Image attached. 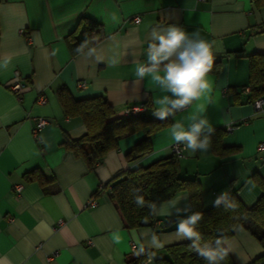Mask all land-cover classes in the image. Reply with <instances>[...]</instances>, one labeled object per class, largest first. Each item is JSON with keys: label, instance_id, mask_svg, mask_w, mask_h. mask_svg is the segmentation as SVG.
<instances>
[{"label": "crops", "instance_id": "0c3cea01", "mask_svg": "<svg viewBox=\"0 0 264 264\" xmlns=\"http://www.w3.org/2000/svg\"><path fill=\"white\" fill-rule=\"evenodd\" d=\"M81 15L100 22L102 37L72 52L67 35ZM168 24L199 32L213 44L212 92L151 132L147 153L125 156L144 135L142 126L122 135L89 168L62 143L65 135L82 136L86 126L79 114L64 111L58 89L65 87L74 98L102 94L116 114L143 103L142 113L152 116L154 100L164 93L147 78L136 81L133 73L146 60L150 27ZM89 48H95L91 56ZM255 52H264V0H0V61L11 58L8 69L0 70V264H126L130 241L137 247L133 234L146 230L164 241L143 262L154 264L153 255L185 241L175 238L176 215L156 216L153 226L126 227L109 189L119 172L171 153V124L198 103L206 105L217 147L212 142L207 153L194 156L183 149L179 174L197 178L204 206L232 190L246 205L253 203L264 181V149H257L264 143V107L254 106L248 81L249 55ZM15 79L22 83L19 92L10 87ZM38 94L45 102H37ZM39 116L48 121L34 134ZM180 193L187 191L174 196ZM185 204L191 208L188 196ZM225 240L235 264L263 251L241 226Z\"/></svg>", "mask_w": 264, "mask_h": 264}, {"label": "trees", "instance_id": "16d2710c", "mask_svg": "<svg viewBox=\"0 0 264 264\" xmlns=\"http://www.w3.org/2000/svg\"><path fill=\"white\" fill-rule=\"evenodd\" d=\"M93 37H102L100 22L87 15H81L67 35L72 52H76L86 41L90 44ZM248 81L252 98L264 95V52L249 55ZM58 98L64 111L79 114L86 126V132L82 136L72 138L65 135L62 143L74 154L81 156L89 168H93L107 150L117 147L122 135L142 126L145 127L144 135L125 151V156L128 160H133L147 153L151 149L150 133L168 123L167 120H157L142 112L127 116L116 114L102 94L74 98L68 89L61 87L58 89ZM216 140L212 138L214 148L217 147ZM178 168V157L169 153L113 176L109 194L123 224L132 228L140 225L153 226L156 221V216H149L147 207L136 206L135 195H142L146 201L158 202L186 190L191 204L190 211L203 213V219L198 225L203 241H214L220 235L226 239L237 226L244 227L263 248L260 254L249 259L246 264H264V181H260L259 196L249 205L241 201L235 190L230 191L237 207L226 211L222 205L217 207L214 203L204 206L197 178L180 175ZM146 217L148 222L144 223ZM189 243L185 240L167 245V254L153 255L154 264H205L194 251L189 250ZM133 252L134 250L126 256V264H143L150 256L148 250L141 256H136ZM222 264H235L229 252Z\"/></svg>", "mask_w": 264, "mask_h": 264}, {"label": "clouds", "instance_id": "9594fccd", "mask_svg": "<svg viewBox=\"0 0 264 264\" xmlns=\"http://www.w3.org/2000/svg\"><path fill=\"white\" fill-rule=\"evenodd\" d=\"M146 42V60L136 63L133 75L138 82L149 79L164 93L154 100L156 107L151 114L155 119L164 121L169 117L175 118L177 113L191 108L194 101L209 97L213 85L208 74L214 64V46L211 42L201 37L199 32L189 34L178 24L151 26L146 35ZM86 46L87 41L77 51H83ZM94 52L95 48H89L87 54L91 56ZM10 63L11 58H4L0 61V70H7ZM115 64L114 61L112 66ZM206 109L205 104L198 103L193 111L174 119L170 126L169 135L172 141L183 145L190 156L207 153L211 149V135L215 130L205 114ZM187 196L188 193H180L158 205L155 201H146L142 195H135L134 202L137 207H147L149 216L180 217L175 221V238L189 241V250L194 251L205 264H222L228 255L226 240L220 235L214 241H203L198 230L203 213L190 211L187 204L181 207V201L186 200ZM214 205H222L226 211L235 210L237 207L227 191L216 197ZM147 222L146 217L144 223ZM133 239L137 245L133 252L136 256L164 246V241L150 230L133 234ZM116 243H119V238Z\"/></svg>", "mask_w": 264, "mask_h": 264}, {"label": "built area", "instance_id": "2783aa9c", "mask_svg": "<svg viewBox=\"0 0 264 264\" xmlns=\"http://www.w3.org/2000/svg\"><path fill=\"white\" fill-rule=\"evenodd\" d=\"M134 21H139L140 16L139 15H135L132 18ZM85 84L84 81H79L78 85L83 86ZM10 87L15 90L16 92H19V90L22 87V83L18 80L15 79L14 82H12L10 84ZM37 102L39 103H43L45 102V97L42 94H38L37 98H36ZM253 104L255 107L257 108H263L264 107V95L263 96H259L255 99H253ZM259 105V106H258ZM146 105H144L143 103H133V104H129L127 106H125L122 111H121V115L123 116H127V115H135L141 112H144L146 110ZM47 118L43 117V116H39L36 118V122L35 125L32 128V132L35 134L39 128H41L42 126H44L47 123ZM233 128V124H229L226 127L227 131H231ZM183 149L184 146L183 145H177L174 143V141L171 143L170 145V151L171 153L175 154L176 157H181L183 156ZM257 149L258 150H263L264 149V143L260 142L257 144ZM261 158L264 159V153L261 155ZM103 187L102 184H100L98 186L99 189H101ZM14 188L17 192H19L22 188V184H15ZM88 204L93 206L96 204V200L93 197H90V199L88 200ZM130 246H131V250H135V244L133 241H130Z\"/></svg>", "mask_w": 264, "mask_h": 264}]
</instances>
